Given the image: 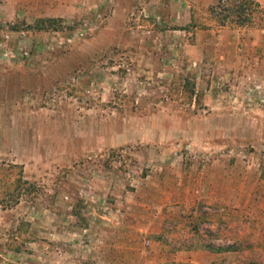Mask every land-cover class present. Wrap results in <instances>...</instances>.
<instances>
[{
    "label": "rangeland",
    "instance_id": "1",
    "mask_svg": "<svg viewBox=\"0 0 264 264\" xmlns=\"http://www.w3.org/2000/svg\"><path fill=\"white\" fill-rule=\"evenodd\" d=\"M0 164V264H242L205 245L264 247V0H0Z\"/></svg>",
    "mask_w": 264,
    "mask_h": 264
},
{
    "label": "trees",
    "instance_id": "2",
    "mask_svg": "<svg viewBox=\"0 0 264 264\" xmlns=\"http://www.w3.org/2000/svg\"><path fill=\"white\" fill-rule=\"evenodd\" d=\"M250 3H245L241 9L238 11L241 13V18H239V24H245L248 22V16L250 13ZM258 3L255 2V7L258 8ZM223 11H227L225 6L222 8ZM246 10V11H245ZM248 10V11H247ZM209 11H215L214 6L209 7ZM229 17V14H226L220 23V26L225 25V19ZM25 30L32 31H71L74 28V25H66L63 23L61 18L55 17H43L36 19L32 24H25L23 26ZM11 29L18 30L17 25L11 26ZM16 166L13 164H0V203L5 202L7 196L13 194L17 189L22 188L27 182L21 179V172L15 171ZM7 191V192H6ZM245 228H242L240 232H236V236L239 238V241L236 244H229L225 247L218 246L214 247L211 245H205V247L211 251L221 252L225 250H237L242 253L239 263L242 264H251V258L256 259V264H264V247L258 240L256 234L249 233L250 236L254 237V241L250 242L246 239ZM194 246V245H191Z\"/></svg>",
    "mask_w": 264,
    "mask_h": 264
},
{
    "label": "crops",
    "instance_id": "3",
    "mask_svg": "<svg viewBox=\"0 0 264 264\" xmlns=\"http://www.w3.org/2000/svg\"><path fill=\"white\" fill-rule=\"evenodd\" d=\"M237 31H238L237 29H236V30H235V29H234V30H230V34H231V36L234 37V35L237 33Z\"/></svg>",
    "mask_w": 264,
    "mask_h": 264
}]
</instances>
